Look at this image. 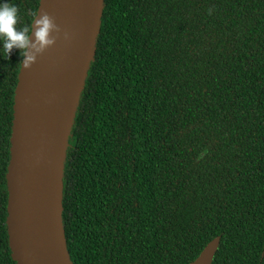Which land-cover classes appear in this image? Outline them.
Returning a JSON list of instances; mask_svg holds the SVG:
<instances>
[{
	"label": "trees",
	"instance_id": "1",
	"mask_svg": "<svg viewBox=\"0 0 264 264\" xmlns=\"http://www.w3.org/2000/svg\"><path fill=\"white\" fill-rule=\"evenodd\" d=\"M39 0H11L21 24ZM213 11L208 14V9ZM19 50L0 58V264ZM73 264H264V0H103L63 169Z\"/></svg>",
	"mask_w": 264,
	"mask_h": 264
},
{
	"label": "water",
	"instance_id": "2",
	"mask_svg": "<svg viewBox=\"0 0 264 264\" xmlns=\"http://www.w3.org/2000/svg\"><path fill=\"white\" fill-rule=\"evenodd\" d=\"M103 0H39L59 36L19 65L6 166V230L15 264H73L62 225L63 169L74 113L93 59ZM215 235L188 264H211Z\"/></svg>",
	"mask_w": 264,
	"mask_h": 264
},
{
	"label": "clouds",
	"instance_id": "3",
	"mask_svg": "<svg viewBox=\"0 0 264 264\" xmlns=\"http://www.w3.org/2000/svg\"><path fill=\"white\" fill-rule=\"evenodd\" d=\"M213 9H208L210 15ZM30 23L21 24L17 5L0 0V58L7 60L13 49L19 50L20 65L29 68L46 48L53 46L59 36L68 38L47 12L31 11Z\"/></svg>",
	"mask_w": 264,
	"mask_h": 264
}]
</instances>
